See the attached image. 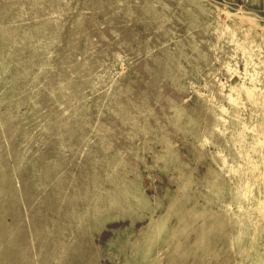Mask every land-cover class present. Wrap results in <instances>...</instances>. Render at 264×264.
<instances>
[{"label":"rangeland","instance_id":"rangeland-1","mask_svg":"<svg viewBox=\"0 0 264 264\" xmlns=\"http://www.w3.org/2000/svg\"><path fill=\"white\" fill-rule=\"evenodd\" d=\"M0 264H264V0H0Z\"/></svg>","mask_w":264,"mask_h":264}]
</instances>
